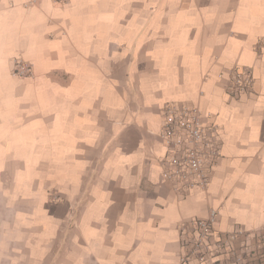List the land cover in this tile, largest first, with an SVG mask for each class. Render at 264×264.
Instances as JSON below:
<instances>
[{
    "label": "crops",
    "instance_id": "obj_1",
    "mask_svg": "<svg viewBox=\"0 0 264 264\" xmlns=\"http://www.w3.org/2000/svg\"><path fill=\"white\" fill-rule=\"evenodd\" d=\"M169 102L220 127L206 192L163 180ZM210 209L264 229V0H0V264H180Z\"/></svg>",
    "mask_w": 264,
    "mask_h": 264
},
{
    "label": "built area",
    "instance_id": "obj_2",
    "mask_svg": "<svg viewBox=\"0 0 264 264\" xmlns=\"http://www.w3.org/2000/svg\"><path fill=\"white\" fill-rule=\"evenodd\" d=\"M13 74L31 77L32 65L16 58ZM253 84L250 73L231 71L228 85L232 95L251 92ZM162 116L160 138L166 149L160 160L163 180L180 194L192 190L206 192L221 158L220 127L210 114L189 103H166ZM218 218V210L210 209L208 217L180 224V264H264V229L248 232L237 228L222 234L215 230Z\"/></svg>",
    "mask_w": 264,
    "mask_h": 264
}]
</instances>
